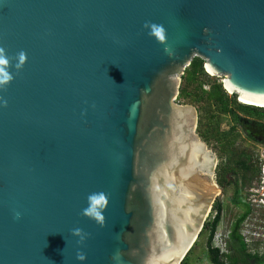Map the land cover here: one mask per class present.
Returning a JSON list of instances; mask_svg holds the SVG:
<instances>
[{
    "label": "water",
    "instance_id": "1",
    "mask_svg": "<svg viewBox=\"0 0 264 264\" xmlns=\"http://www.w3.org/2000/svg\"><path fill=\"white\" fill-rule=\"evenodd\" d=\"M194 58L264 109V0H0V264H181L221 193Z\"/></svg>",
    "mask_w": 264,
    "mask_h": 264
},
{
    "label": "flooded vegetation",
    "instance_id": "2",
    "mask_svg": "<svg viewBox=\"0 0 264 264\" xmlns=\"http://www.w3.org/2000/svg\"><path fill=\"white\" fill-rule=\"evenodd\" d=\"M233 117L240 131L252 142V146L248 153L247 149L238 148L236 144L238 142L233 141V135H231L232 141L229 138L226 141H215L216 147L214 150L216 151H214V154L216 155V165L213 177L214 183L221 191L220 197L227 191L236 196L233 197L236 201L234 202L233 198L231 201L235 207L241 210L235 221L230 223L231 229H228L226 233V244L229 242L233 228L238 229L239 234L242 228H247L250 233L254 234L255 232L259 235L262 233H259L258 230H264V213L262 214L263 218H250L255 208L258 209V212H256L258 213L257 216L260 215L259 211H264V194L261 193V191H264V123L258 122L261 119L257 120L241 112H236L233 114ZM231 133L235 135L239 134L235 128L232 129ZM219 147L222 149V154H226L231 150L232 155H236L222 157L217 151ZM254 151L256 152L253 153ZM244 195L249 197L248 201L243 198ZM220 197L216 200L218 207H220ZM247 220L250 222H246ZM229 253L230 251L227 248L225 254L221 255L224 257Z\"/></svg>",
    "mask_w": 264,
    "mask_h": 264
},
{
    "label": "rangeland",
    "instance_id": "3",
    "mask_svg": "<svg viewBox=\"0 0 264 264\" xmlns=\"http://www.w3.org/2000/svg\"><path fill=\"white\" fill-rule=\"evenodd\" d=\"M188 68V67H187ZM205 81H210L209 83H222V80L224 79L223 76H210L209 78H199L198 82H202L203 80ZM189 84L187 92L189 94L194 95L195 94V88L197 87V82L196 81H188L187 82ZM202 90L204 91H208L209 87L206 85L202 88ZM228 97H231V94H228ZM237 100V99H236ZM179 104L181 105H192L196 108L197 110V114H198V124H197V130H196V134L199 136L200 140L202 142H204L207 145V149L212 151L214 153V148L216 147L215 145V141H217L215 138H208V140L205 139L206 135H212V136H216V135H220L223 140L221 141H226L225 138H229V140H233L232 136H234V140L233 141H237V147L238 148H242V149H247V153L250 150V147L252 146V142L250 140L247 139V137H245V135L240 131L238 124L236 123V121L234 120L233 115H229V114H222L221 112H219V110L215 107H212L210 111L206 112L204 110H202L201 105L200 104H192L190 103L187 99L186 100H182V99H178L176 100ZM238 102V101H237ZM201 110V112L199 111ZM199 114L202 115V123L200 128H198L199 126ZM212 117V118H210ZM259 123H264V118H262L261 120L258 121ZM235 128L239 134H234L231 133L232 129ZM231 129V130H230ZM211 131V132H210ZM218 133V134H217ZM239 135V136H237ZM218 153L220 154V156L222 157H231L234 156L236 154L232 155V151L229 150L228 153H224L222 154V149L219 147L217 148ZM256 151H254L253 153H255ZM261 193L264 194V191H261ZM233 196L231 194V192L227 191L226 193L223 194V196L220 197L219 199V206L221 211L219 212L220 215V222L219 225L217 226L216 232L217 234L223 233V236L225 235V233L228 231V229H231L230 227V223H233V221H235L237 215H239L241 213V210L238 209L237 207H235V205L232 203L231 199ZM244 199H246V201H248L247 196H243ZM216 200L217 198L214 199L211 209L209 211V215L206 218V222H209L213 219V217L215 216V212H216ZM254 210V209H253ZM258 209L255 208V210L253 211V213L250 215V218L256 217V218H263L262 214L264 213L263 210L259 211L260 215L257 216L258 213ZM246 222H250L249 220H247ZM252 222V221H251ZM259 224V223H258ZM261 225V224H259ZM259 233H263L264 230H258ZM208 235V229H204L202 228L196 242L194 243L192 252L188 255V260L190 263L192 264H209L207 258H206V252H205V242H206V238ZM216 237V236H215ZM214 237V238H215ZM253 240H251V239ZM250 238H248L247 241V252L249 253H254V252H261L264 250V237L263 238H259V237H252L250 235ZM263 239V240H262ZM215 244H219V241H217L216 239H214ZM263 241V242H261Z\"/></svg>",
    "mask_w": 264,
    "mask_h": 264
},
{
    "label": "trees",
    "instance_id": "4",
    "mask_svg": "<svg viewBox=\"0 0 264 264\" xmlns=\"http://www.w3.org/2000/svg\"><path fill=\"white\" fill-rule=\"evenodd\" d=\"M204 62L199 58H194L191 61V64L188 68L185 69L184 75L181 79V85L179 88L178 99L188 100L192 104H200L202 110L208 112L211 110L212 107H215L221 112L222 114H229L233 115L236 112H241L247 114L249 116L254 117L255 119L259 120L264 118V109L254 108L250 106H244L238 104L235 100V96L228 97V94L222 88L221 83H209L210 81L203 80L202 82H198L199 78H209L203 69ZM196 81L197 87L195 88V94H189L187 89L189 84L188 81ZM208 86L209 90L204 91L202 88L204 86ZM199 111V110H198ZM201 112V110L199 111ZM212 118V117H210ZM202 123V115L199 114V126L200 128ZM211 132V131H210ZM218 134V133H217ZM215 138L216 140H223V138L218 134L216 136L206 135L205 139L208 138ZM227 140V138H225ZM235 202L236 199L233 198ZM217 205V204H216ZM221 211L220 207L216 206L215 216L213 220L210 222H206L204 224V229H208V235L205 242V251H206V258L209 264H263L264 262V252L260 256L257 253L251 254L247 252L246 244L244 243L241 235L239 234L238 229L233 228L232 233L227 244V247L230 253L223 257L220 254V251L217 248H213L212 246V238L216 231V228L219 223L220 215L219 212ZM193 249V247H192ZM192 249L186 255L184 260L181 264H192L188 260V255L192 252Z\"/></svg>",
    "mask_w": 264,
    "mask_h": 264
},
{
    "label": "clouds",
    "instance_id": "5",
    "mask_svg": "<svg viewBox=\"0 0 264 264\" xmlns=\"http://www.w3.org/2000/svg\"><path fill=\"white\" fill-rule=\"evenodd\" d=\"M209 215V214H208ZM213 220V219H212ZM211 220V221H212ZM205 224V223H204ZM219 225V224H218ZM204 227V226H203ZM217 229V228H216ZM243 229V228H242ZM227 233V232H226ZM226 233L225 235L223 236V233L220 234L215 231L214 233V236L212 238V246L213 248H217L219 251H220V254H225L226 250L228 247H226V240H227V237H226ZM216 236V237H215ZM215 237V238H214ZM216 239L217 241H219V244H215V240Z\"/></svg>",
    "mask_w": 264,
    "mask_h": 264
},
{
    "label": "built area",
    "instance_id": "6",
    "mask_svg": "<svg viewBox=\"0 0 264 264\" xmlns=\"http://www.w3.org/2000/svg\"><path fill=\"white\" fill-rule=\"evenodd\" d=\"M255 234V235H254ZM254 234H252V233H250L249 232V230L247 229V228H245V229H242L241 230V232H240V235H241V237H242V239H243V241H244V243L247 245V241H248V238H250V235L252 236V237H259V238H263L264 237V232L261 234V235H259V234H257V233H255L254 232ZM251 239V238H250ZM252 240V239H251ZM263 240V239H262ZM253 241V240H252ZM261 242H263V241H261ZM263 252H264V250L262 251V253L261 252H254V253H257L258 255H262L263 254ZM254 253H252V254H254ZM263 264H264V262H263Z\"/></svg>",
    "mask_w": 264,
    "mask_h": 264
},
{
    "label": "bare ground",
    "instance_id": "7",
    "mask_svg": "<svg viewBox=\"0 0 264 264\" xmlns=\"http://www.w3.org/2000/svg\"><path fill=\"white\" fill-rule=\"evenodd\" d=\"M207 68V67H206ZM207 72L210 73L209 69L207 68ZM211 74V73H210ZM238 101H239V97H238ZM239 103L241 104H244V105H250V106H257V105H253V104H249V103H246V102H243V101H239ZM258 107H262V106H258ZM264 108V107H262Z\"/></svg>",
    "mask_w": 264,
    "mask_h": 264
}]
</instances>
